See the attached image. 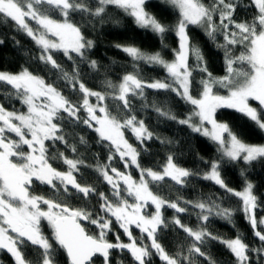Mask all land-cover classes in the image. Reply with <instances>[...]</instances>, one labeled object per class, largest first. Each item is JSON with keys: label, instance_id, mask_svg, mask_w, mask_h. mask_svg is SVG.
<instances>
[{"label": "snow or ice", "instance_id": "snow-or-ice-1", "mask_svg": "<svg viewBox=\"0 0 264 264\" xmlns=\"http://www.w3.org/2000/svg\"><path fill=\"white\" fill-rule=\"evenodd\" d=\"M151 2L0 0V16L5 22L9 18L15 22L17 29L25 32L40 49L39 61L50 66V70H56L66 86L83 96L80 104H73L60 89L28 68L17 73L0 71V96L17 99L26 108V111L8 110L0 103V253L8 255L13 264H33L26 258L25 249L28 247L36 251L35 264H57L58 249L66 254L68 264H96L97 258H102L103 264H112L114 251L127 252L133 264H151L153 255L164 264H183L184 261L193 264L196 257L204 258L208 264H216L209 253L202 251L209 240L223 245L234 257L235 264H253L250 254H254L257 261L264 260V216L257 218V211L264 208L254 192L253 183L246 177L247 166L264 159V143L245 142L228 122L218 119L220 110L230 109L264 133V0H248L246 5L243 0H209V3L204 0H163L178 13L177 21L171 25L162 23L147 11ZM109 7L121 10L132 18L137 28L159 37L164 49L168 47L164 43L166 34L174 33L177 47L171 49L173 59L169 61L160 51L150 53L134 45H115L131 60L133 70L125 73L118 84L105 81L112 91L102 93L89 89L80 79L77 59L81 63L87 62L93 70L97 69V62L89 61L87 56L94 42L84 35L72 17L80 14L99 18L103 23ZM238 7L254 8L252 19H234ZM193 27L203 30L216 49L223 52L225 75L214 76L209 71L201 48L192 43L189 30ZM218 36L223 37L222 43H216ZM237 47L241 49L238 55L233 51ZM56 53H62L72 61L71 72L54 59ZM193 58L194 65L190 62ZM141 62L161 68L165 77L151 82L145 80L140 75ZM196 72L202 74L199 80L195 79ZM194 86L199 89L198 96L192 94ZM146 89L172 93L192 106L185 118L177 119L170 109L157 106L155 102L151 105L158 116L187 125L192 132L208 138L217 146L219 159L209 162L201 158L208 165L207 171L201 174L185 168L176 163L172 154L167 156L160 171L140 165V153L125 138V130L130 131L141 145L153 139V133L135 114L122 120L113 116L104 102L111 98L123 110L133 113V98L146 99ZM218 89L226 90L227 94H220ZM93 97L95 104L90 102ZM81 109L86 113L83 119L79 115ZM66 119L93 129L99 137L98 143L107 142L109 148L108 163H98L94 170L109 186L111 198L104 192L98 193L101 203L95 217L85 209H73L54 198L30 192L33 183L38 182L55 192L62 188L68 193L70 188L74 189L85 199L97 194L94 186L77 181L76 174L84 165L82 159L68 158L62 152L48 155L46 142L53 146L57 142L68 146L61 123ZM167 142L170 141L161 140V143ZM80 143H86L84 137H80ZM24 146L27 151L23 150ZM70 147L76 152L75 145ZM117 156L125 169L134 166L139 170L138 181L130 172L111 166ZM50 160L62 162L67 170H57ZM225 161L243 162L246 166L240 170L244 179L241 189L229 187L223 179L221 168ZM193 176L218 186L224 195L215 199L209 196L197 201L182 198L170 201L154 193L150 187L165 181L184 187ZM128 198L133 202L130 203ZM228 198H235L238 207H223L218 202ZM189 206L198 210L195 213L196 228L186 226L178 216L188 212ZM149 207H154L150 215L145 211ZM165 208L174 210L171 223L182 229L192 241L187 255L180 252L170 255L158 242L159 231L168 227L163 218ZM237 211L250 225L253 237L259 242L257 246L246 243L238 230L234 238H223L207 230V222L213 217L235 227L233 216ZM44 221L51 230L50 236L42 230ZM113 222L127 237V243L121 239L120 233L113 232ZM85 223L94 226L97 232L90 234ZM133 227L141 233L139 241L133 236ZM109 233L115 236L114 242L107 238ZM145 239L150 243H144ZM116 264H123V261L117 260Z\"/></svg>", "mask_w": 264, "mask_h": 264}, {"label": "trees", "instance_id": "trees-1", "mask_svg": "<svg viewBox=\"0 0 264 264\" xmlns=\"http://www.w3.org/2000/svg\"><path fill=\"white\" fill-rule=\"evenodd\" d=\"M91 2V0H88ZM209 3V0H204ZM246 5L248 0H243ZM147 11L154 14L164 24H175L178 19V13L170 5L163 3V0H152L147 5ZM255 13L254 8L238 7L235 12L234 19L237 21H250ZM57 18H59L57 16ZM73 21L79 24L84 35L94 42V47L87 53L88 60H95L97 62V69L89 68L88 63L79 64L80 79L85 85L93 90L102 93H110L105 81H111L114 84L120 82L121 77L131 72V60L122 51L118 50L115 45H134L140 49L154 53L160 51L165 59H173L171 49L177 47V39L174 33L169 32L165 36L164 43L168 45L166 49L161 47L159 37L155 36L149 31L137 28L132 18L126 16L121 10L114 7L108 8V15L103 17V23L99 18H91L88 16H81L76 14L72 17ZM218 20V18H217ZM119 21V23H114ZM34 25V24H33ZM35 26V25H34ZM189 34L193 44L198 45L203 53L207 66L214 76L225 75L223 52L216 49L215 44L209 40L203 33V30L191 28ZM0 71H8L12 73L19 72L22 68H28L34 75L43 77L47 83L53 84L61 90L62 94L67 97L73 104H80L83 96L79 91L73 92L70 86H66V82L60 79V74L56 70H50V66H45L38 59L40 49L36 46L34 41L26 35L25 32L17 29L15 22L9 18L5 22L4 18L0 16ZM223 37L218 36L216 43H222ZM234 54L238 55L241 51L239 47L235 48ZM54 59L68 72L72 71L73 63L67 60L62 53L54 54ZM190 62L194 65L195 59ZM140 75L147 81L151 82L153 79H162L165 77L164 71L159 67L145 65L141 62L139 65ZM199 72L194 73L195 79L201 78ZM146 99L133 98L134 112L128 113L118 106V102L109 98L105 101L109 112L114 115L135 114L138 120H143L146 127L153 133V139L146 141L141 145L138 141L131 138V141L136 143L137 151L140 153L139 163L143 168H152L153 170H161V166L166 162L169 154L174 155L176 163L189 168L194 172L207 171L208 165L203 161H212L219 159V153L216 151L217 146L208 138L192 132L187 125H181L173 120L165 119L158 116L152 109L151 105L155 102L157 106L168 108L171 112L179 118H184L192 111V106L186 104L172 93L155 92L151 89H146ZM218 92L224 93L226 90L218 89ZM192 94L199 95L198 87H193ZM94 100V97L91 98ZM0 103L8 110L26 111V108L20 104L17 99H5L0 96ZM144 104L149 107H143ZM83 119L86 113L81 109L79 113ZM121 116V115H120ZM218 119L228 122L233 131L238 133L240 138L247 143L261 144L264 143V133H260L254 125L250 124L246 119L230 109H222L218 113ZM63 131L67 140V145L57 142L53 146L47 142L49 148L48 155L52 156L58 152L64 153L65 156L71 159H82L84 165L80 167L79 173L76 174L77 181L82 185H91L96 188L97 194L84 198L82 194H76L74 189H69L68 193H64L61 188L59 192H55L47 185H41L34 182L30 187V192L33 195L44 196L45 198H54L57 202H62L73 209H85L93 213V216L99 213L100 203L98 193L104 192L111 198L109 186L103 181V178L94 170L95 166L99 164L108 163L109 148L107 142L98 143L99 137L93 129H89L83 123L74 124L70 120L61 122ZM80 137H84L86 143H80ZM161 140L170 141L161 143ZM71 145L76 146V152L71 150ZM203 158V161L201 160ZM53 167L59 171H66L67 167L62 162L52 161ZM91 166V167H89ZM111 166L124 169L123 163L117 156L112 162ZM246 166L243 162L231 163L225 161L222 165V177L229 187L234 189H241L244 179L240 176V170ZM247 180L253 183L254 192L259 197L262 208H264V159L253 162L247 166L246 171ZM152 191L165 199L197 201L211 196L217 198L223 196V190L219 189L209 181L200 179L198 176H193L189 179L184 187H179L172 184L170 181H165L161 185H150ZM223 207H238L235 198H228L222 201ZM183 206V204H181ZM46 208V206H44ZM196 211L190 206L188 212L178 214L179 219L188 227L196 228L198 221L196 219ZM174 210L170 208L163 209V218L168 223L167 228H162L158 234V242L162 244L164 249L170 254L175 255L180 252L182 255L188 254V247L192 241L187 237V234L179 229L172 222L174 217ZM264 216V210L257 211V218ZM233 221L235 227L229 225L227 222L213 217L207 222V230L213 235H218L223 238H234L237 235V230L244 236L245 242L250 246H257L258 241L253 237L252 229L248 223L245 222L242 213L237 211L234 213ZM86 228L90 234H95L97 230L94 226L85 223ZM113 232L120 233L123 241L128 240L123 235L118 225L113 222ZM42 230L46 235H51V230L47 223H42ZM132 232L137 235L139 241L141 237L140 231L133 228ZM110 241H115V236L109 233L107 237ZM144 243H150L146 239ZM202 251L209 253L216 264H235L234 257L221 244L209 240L208 245L202 248ZM26 258L33 261L35 264L37 259L36 251L28 247L25 249ZM252 256L253 264H264V260L257 261L254 254ZM117 260H122L123 264H133L130 255L114 251L112 253V264H116ZM0 262L2 264H13L10 257L6 254L0 253ZM57 264H68L66 256L62 250L58 249ZM96 264H103L102 258H97ZM151 264H164L155 255L152 257ZM183 264H187L184 261ZM193 264H208V261L201 257H196Z\"/></svg>", "mask_w": 264, "mask_h": 264}, {"label": "rangeland", "instance_id": "rangeland-1", "mask_svg": "<svg viewBox=\"0 0 264 264\" xmlns=\"http://www.w3.org/2000/svg\"><path fill=\"white\" fill-rule=\"evenodd\" d=\"M33 27H35L34 25H32ZM164 59H165V57H164ZM166 60H172V59H166ZM12 73V72H11ZM220 93V92H219ZM220 94H227L226 92H224V93H220ZM90 102L91 103H93V104H95L96 103V100H95V98H94V100H91L90 99ZM105 103V102H104ZM254 106H255V102H254ZM109 110V109H108ZM110 111V110H109ZM99 114V113H98ZM189 114V113H188ZM187 114V115H188ZM121 115V116H120ZM120 115H117V116H115V117H117L118 119H124L125 117H126V115H123V113L121 112L120 113ZM186 115V116H187ZM114 116V115H113ZM185 118V117H184ZM179 119H183V118H179ZM221 121V120H220ZM133 138L134 140H136L135 139V137L131 134V132L130 131H127V130H125V138L129 141V143L130 144H132L133 145V147H135L136 149H138L137 148V145H136V143H134L133 141H131V138ZM137 141V140H136ZM47 143V142H46ZM253 144V143H252ZM24 151H27V147L26 146H24V149H23ZM120 171H127V172H130L131 174H132V176H133V178L134 179H136L137 181L139 180V170L138 169H136L134 166L133 167H130V168H128V169H122V170H120ZM156 171H160V170H156ZM129 199V202L130 203H132L133 202V200L131 199V198H128ZM45 210H46V208H45ZM146 212H147V214H151L153 211H154V207H149L148 209H146L145 210ZM45 223H47L46 221H44ZM43 223V222H42ZM134 228V227H133ZM141 234V233H140ZM46 235V234H45ZM124 235V234H123ZM133 236L134 237H137V235H135L134 233H133ZM122 238V237H121ZM138 238H141V237H139L138 236ZM123 239V238H122ZM125 243H127L128 242V240H126V241H124Z\"/></svg>", "mask_w": 264, "mask_h": 264}, {"label": "water", "instance_id": "water-1", "mask_svg": "<svg viewBox=\"0 0 264 264\" xmlns=\"http://www.w3.org/2000/svg\"><path fill=\"white\" fill-rule=\"evenodd\" d=\"M65 254V253H64ZM65 256H66V254H65ZM66 259H67V256H66ZM67 261H68V259H67Z\"/></svg>", "mask_w": 264, "mask_h": 264}]
</instances>
